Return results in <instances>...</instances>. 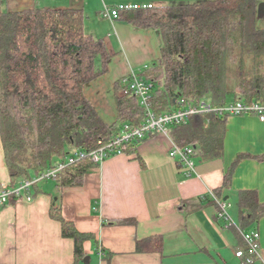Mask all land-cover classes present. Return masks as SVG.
I'll use <instances>...</instances> for the list:
<instances>
[{"label": "trees", "instance_id": "trees-1", "mask_svg": "<svg viewBox=\"0 0 264 264\" xmlns=\"http://www.w3.org/2000/svg\"><path fill=\"white\" fill-rule=\"evenodd\" d=\"M262 1L179 0L119 12L118 18L126 16L161 34L159 58L136 73L152 84L148 106L155 116L174 109L179 100L196 106L202 100L222 105L229 99L264 104ZM5 3L0 0V138L8 186H16L67 162L76 149H96L124 127L139 125L145 109L135 93L124 92L125 78L115 83L112 124L101 119L85 96L87 83L106 71L110 54L102 39L85 31L82 9L11 11ZM225 118L210 112L190 115L172 124L170 135L178 145L198 149L201 157L217 156ZM139 142L124 143L122 153L135 152ZM98 165L88 157L75 158L51 179L61 187L80 185ZM200 200L183 204L194 210ZM238 206L245 220L264 215V203L254 190L240 191ZM50 214L61 222L62 235L73 239L75 257H83V241L93 236L78 231L55 205ZM149 240L159 242L157 237ZM243 250L248 253L247 246Z\"/></svg>", "mask_w": 264, "mask_h": 264}, {"label": "crops", "instance_id": "crops-1", "mask_svg": "<svg viewBox=\"0 0 264 264\" xmlns=\"http://www.w3.org/2000/svg\"><path fill=\"white\" fill-rule=\"evenodd\" d=\"M122 1L159 5L179 0ZM102 2L6 0L5 6L11 11L82 9L85 31L102 39L110 54L106 71L87 83L85 96L112 124L115 83L154 63L162 37L156 28L126 16L102 17ZM223 123L219 155L201 157L196 149L197 175L186 176L169 156L170 133L151 134L135 152L110 155L90 168L80 185L61 187L53 179L43 180L32 188L30 201L0 206V264H242L235 252L244 249L242 234L251 231L259 233L260 255L248 264H264V215L245 220L238 206L243 190H254L264 203V123L252 114L227 115ZM9 183L0 138V185ZM209 191L226 203L231 223L218 216ZM198 198L200 207L194 210L183 204ZM53 205L78 231L93 236L83 241V257H75L73 239L62 235L61 222L51 216ZM125 219L130 221L110 223ZM153 237L159 242L149 240Z\"/></svg>", "mask_w": 264, "mask_h": 264}, {"label": "built area", "instance_id": "built-area-1", "mask_svg": "<svg viewBox=\"0 0 264 264\" xmlns=\"http://www.w3.org/2000/svg\"><path fill=\"white\" fill-rule=\"evenodd\" d=\"M102 7L100 14L110 20H115L119 17V12L130 9H146L153 6L152 3H131L123 2L122 0H115L112 4L102 0ZM124 81L128 83V87L124 90L132 91L139 97L140 104L145 109L144 120L135 127H124L115 137L110 141L101 144L96 149L85 151L83 149H76L72 156L67 159V162H58L54 167L31 177L29 180H24L16 186L0 185V206L8 204L11 200H19L25 198L27 201L32 199V187L46 179L55 177L67 164L72 162L75 158L88 157L92 161L100 163L110 155L121 153V145L129 141H142L151 134H169L170 126L175 123H183L190 115L200 112H210L217 115H239L252 114L255 115L261 122L264 123V104L252 101H229L222 105H212L207 101H200L199 105H192L183 100H179L174 109L163 112L159 116H155L148 106V99L150 97V89L152 84L145 82L136 73L131 72L125 77ZM194 148L191 145L180 146L175 141L171 143L169 149V156L175 160L179 169L183 170L186 176L197 175L194 167ZM208 194L217 202L218 216L222 218L227 224L231 223V218L226 209V203L218 199L214 192L209 191ZM243 239L246 243L248 253L245 254L242 249L237 250L235 255L241 259L242 264H248L253 261L254 257L259 254V233L251 231L243 233Z\"/></svg>", "mask_w": 264, "mask_h": 264}, {"label": "water", "instance_id": "water-1", "mask_svg": "<svg viewBox=\"0 0 264 264\" xmlns=\"http://www.w3.org/2000/svg\"><path fill=\"white\" fill-rule=\"evenodd\" d=\"M258 11L261 13V12H264V1L260 2L259 5H258Z\"/></svg>", "mask_w": 264, "mask_h": 264}]
</instances>
